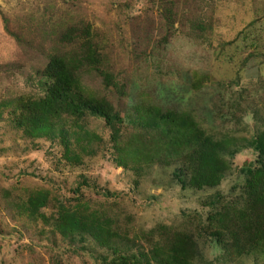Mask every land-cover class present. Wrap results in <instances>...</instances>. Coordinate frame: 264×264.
<instances>
[{
  "label": "rangeland",
  "instance_id": "374dc122",
  "mask_svg": "<svg viewBox=\"0 0 264 264\" xmlns=\"http://www.w3.org/2000/svg\"><path fill=\"white\" fill-rule=\"evenodd\" d=\"M87 39L105 59L97 69L117 89L96 74L83 85L120 112L135 106L188 113L215 137L249 139L264 128V0H0V103L41 93L38 72L49 58L80 56ZM9 110L0 109V264H103L104 252L91 240L75 254L52 231L55 215L79 202L142 243L160 226L185 229L207 261L222 264L196 227L207 224L202 202L215 191L181 190L171 167L136 174L116 166L108 150L78 168L56 163L45 140L29 148L7 120ZM254 158L251 149L237 154L216 191L229 198ZM80 176L97 188L74 193ZM38 195L45 200L32 208L28 201Z\"/></svg>",
  "mask_w": 264,
  "mask_h": 264
},
{
  "label": "trees",
  "instance_id": "16d2710c",
  "mask_svg": "<svg viewBox=\"0 0 264 264\" xmlns=\"http://www.w3.org/2000/svg\"><path fill=\"white\" fill-rule=\"evenodd\" d=\"M78 49L80 56L56 54L49 58L38 72L41 93L0 103V109L10 108L6 118L14 130L21 132L29 148H37L36 141L45 140L49 149L55 150L56 163L71 168L81 167L85 160L90 162L105 150L116 166L136 174L152 167H171L172 180L181 190L215 191L202 202L208 211L207 224L196 227L219 249L222 264H262L264 128L249 139L215 137L204 132L188 113L158 107L140 111L135 106L120 112L83 85L88 74H96L107 88L117 89L112 77L97 69L105 62L97 45L87 39ZM234 100L232 108L241 104L240 97ZM128 128L133 133L124 135ZM244 149H251L255 158L240 169L242 182L226 198L216 189ZM79 179L74 193L97 188L88 184L86 177ZM33 198L28 201L32 208L42 206L39 202L45 200L40 195ZM26 212L41 218L35 209L29 207ZM51 228L75 254L85 250L84 243L91 240L104 252L99 255L103 264H214L204 258L199 243L185 229L160 226L148 232L150 238L141 239L144 244L129 239L118 223L91 211L85 203L64 206L53 218ZM159 231L164 238L156 234Z\"/></svg>",
  "mask_w": 264,
  "mask_h": 264
}]
</instances>
